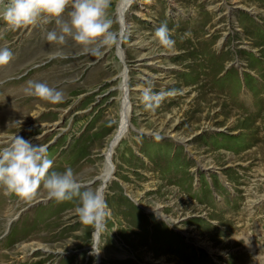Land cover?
Listing matches in <instances>:
<instances>
[{
    "label": "rangeland",
    "instance_id": "obj_1",
    "mask_svg": "<svg viewBox=\"0 0 264 264\" xmlns=\"http://www.w3.org/2000/svg\"><path fill=\"white\" fill-rule=\"evenodd\" d=\"M118 1L108 15L119 44L99 56L69 39L67 58L50 59L58 46L39 47L55 23L12 31L0 21V47L14 53L0 66V150L15 135L44 145L53 170L71 167L96 190L123 71L130 108L97 243L78 199L0 189V264H264V0H133L120 35ZM162 24L172 50L154 37ZM30 80L62 90L64 103L27 96ZM148 84L168 93L155 109L144 107Z\"/></svg>",
    "mask_w": 264,
    "mask_h": 264
},
{
    "label": "clouds",
    "instance_id": "obj_2",
    "mask_svg": "<svg viewBox=\"0 0 264 264\" xmlns=\"http://www.w3.org/2000/svg\"><path fill=\"white\" fill-rule=\"evenodd\" d=\"M109 7L110 0H0V21L12 31L55 23L56 28L45 34L50 44L58 46L50 53V59L67 58L61 46L69 39L84 53L99 56L103 48L113 45L117 39L110 30ZM154 37L165 50L175 46L167 24L158 27ZM13 59L10 48L0 47V66L8 65ZM24 92L53 105L65 101L62 90L42 82L28 81ZM167 95L165 91L154 92L148 84L142 91L144 107L155 109ZM53 166L54 160L48 155L46 146L15 135L10 146L0 150V189L5 195L25 201L32 200L40 191L57 203L78 199L75 211L79 221L100 231L107 215L105 190H84L86 186L77 179L71 167L61 172L53 170ZM93 252L99 251L93 248Z\"/></svg>",
    "mask_w": 264,
    "mask_h": 264
},
{
    "label": "bare ground",
    "instance_id": "obj_3",
    "mask_svg": "<svg viewBox=\"0 0 264 264\" xmlns=\"http://www.w3.org/2000/svg\"><path fill=\"white\" fill-rule=\"evenodd\" d=\"M133 0H119L117 3V7H116V14H117V19L118 22L120 24V30L118 32V34L120 35L125 23H124V14L127 10V8L130 6L131 2ZM130 3V4H129ZM129 4V6L127 7V5ZM45 40V45L40 46L39 47V51H49V50H54V46L53 44H50L46 39ZM117 43L119 44V40L117 39ZM39 44V43H38ZM30 46V45H29ZM36 46V44H35ZM67 47V46H66ZM37 48V47H36ZM119 47H117V54L118 56H122L121 54V50L118 49ZM36 50V49H35ZM23 51V50H22ZM32 51H34V48H30V54L32 53ZM33 55V54H31ZM22 57V56H20ZM30 58L32 59V56H30ZM18 60V59H17ZM30 60V59H29ZM19 61V60H18ZM11 63V62H10ZM6 65L7 68L10 67L11 64ZM124 73H122V78H123V83L121 85V91H122V101H121V111H120V121H119V126L116 129L114 135L112 136V139L110 140V142L108 143V147L105 150V162H106V169L105 172L102 175V179H101V184L98 188H105L107 181L111 178L110 177V173L112 171L113 168V164L110 160L113 148L117 145L118 141L120 140V138L125 134L127 127H128V116H129V103H128V98H127V88H126V76H125V71H123ZM43 82V81H42ZM44 83V82H43ZM47 83V82H45ZM20 87V86H19ZM42 102V101H41ZM31 106V105H30ZM19 111V110H18ZM17 111V112H18ZM14 114V113H13ZM20 114V113H19ZM6 115V114H5ZM12 115V114H11ZM18 115V114H17ZM4 116V115H3ZM12 117V116H11ZM10 117V118H11ZM4 118V117H3ZM9 118V117H8ZM13 118V117H12ZM1 127V126H0ZM95 232V234H94ZM98 236H99V231H93V240L95 242V244L97 243L98 240ZM95 248V245L93 246ZM98 251V250H96ZM96 255H99L98 253H95ZM96 264V263H94Z\"/></svg>",
    "mask_w": 264,
    "mask_h": 264
},
{
    "label": "water",
    "instance_id": "obj_4",
    "mask_svg": "<svg viewBox=\"0 0 264 264\" xmlns=\"http://www.w3.org/2000/svg\"><path fill=\"white\" fill-rule=\"evenodd\" d=\"M121 139V138H120Z\"/></svg>",
    "mask_w": 264,
    "mask_h": 264
}]
</instances>
